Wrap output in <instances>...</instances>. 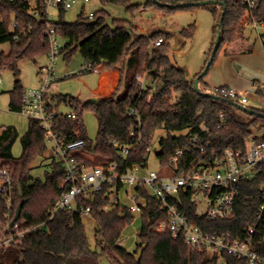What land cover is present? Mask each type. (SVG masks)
Returning a JSON list of instances; mask_svg holds the SVG:
<instances>
[{"label":"trees","instance_id":"obj_1","mask_svg":"<svg viewBox=\"0 0 264 264\" xmlns=\"http://www.w3.org/2000/svg\"><path fill=\"white\" fill-rule=\"evenodd\" d=\"M105 5L123 6L129 11L139 9L132 0H100ZM163 5L149 0L147 6L155 5L168 15L172 10L190 7L208 8L216 17L214 43L207 62L211 59L218 29L221 30L223 45L234 42L243 36L242 18L257 22L263 27L260 37L264 45V0H259L256 9L248 10L239 0H158ZM198 1L208 4L193 5ZM170 4L171 6L164 5ZM29 5L24 0H0V43L10 42L9 53H0V70L11 69L15 75L14 88L9 91V107L20 112L25 87L21 84L19 61L30 59L37 62L43 54H50L52 45L48 35L53 26L58 37L65 40L56 55L63 54L68 60L76 51L84 58V66L78 75L94 71L96 65L106 62L110 67L120 66V85L125 84V93L117 90L110 96L99 99L97 104L87 103L71 94L53 93V101L66 102L76 109L75 118L60 116L55 130L62 139L73 141L83 139L84 151L93 155V160L83 159L86 165L121 163L123 146L129 147L126 156L130 169L146 167L150 147L157 130L164 129L166 136L160 140L161 150L158 159L162 167H170V159L177 150L183 155L177 162V173H186L195 164L209 158L216 151L220 156L228 148H247L248 141L259 131L264 132V111L251 107L258 113L251 114L236 101L215 98L201 89L194 88V80H189L185 70L173 62L169 39L172 33L154 30L147 35H136L131 20L113 19L108 22L109 13L102 8L92 18L80 15L75 22L61 19L57 22L30 14ZM40 9H42L40 7ZM223 17V21L221 18ZM17 26L12 28V24ZM195 24L180 30L184 39L195 34ZM17 36V37H15ZM160 37L165 42L154 46ZM217 51V53H218ZM216 53V54H217ZM213 58V61L216 57ZM212 61V63H213ZM211 63V65H212ZM210 69V68H209ZM201 71L197 76L202 74ZM150 74L155 84L139 94L138 74ZM204 75L200 77L202 82ZM175 98V102H174ZM91 107L98 118V133L95 140L88 137L83 121V111ZM250 108V107H249ZM137 114H132V110ZM186 133L173 135L174 131ZM191 136H198L204 145L207 156L195 148ZM264 136V133H263ZM19 137L14 125L0 129V168H9L14 185L13 216L8 218L3 194H0L1 237L27 231L10 245H0V264H101L99 256H106L112 264H217L216 259L200 247L189 246L183 239L174 237L169 231H158L159 221L166 217L161 201L139 188L145 198L142 210L143 225L138 234L139 242L134 251H129L122 243L124 229L134 217L129 208L121 203L110 206L109 194L112 189L122 188L120 182L105 183L95 195L92 204V217L96 221L97 245L99 251L89 243L84 218L78 211H60L48 220L49 208L63 192L59 186L64 178L61 162L51 159V169L44 178L32 175L35 160L48 151L45 131L40 122L29 118V127L21 137L23 151L14 156L12 149ZM264 164L258 174L241 181L240 191L232 217L206 220L197 215V209L189 201V194H181V210L189 217L196 218L205 232L216 235L229 234L234 238L243 235V229L256 221L259 207L264 204ZM19 204L22 210L17 229H9L10 219H14ZM46 222V228L31 229ZM259 251L264 255V225H259ZM142 249L140 259L137 258ZM228 264H248L244 259L228 256Z\"/></svg>","mask_w":264,"mask_h":264},{"label":"built area","instance_id":"obj_2","mask_svg":"<svg viewBox=\"0 0 264 264\" xmlns=\"http://www.w3.org/2000/svg\"><path fill=\"white\" fill-rule=\"evenodd\" d=\"M24 1L29 5L30 14L36 17L44 15L47 20L52 18L49 12L50 8H55L64 13L79 2L84 4L91 2V0ZM239 2L251 10L257 8L259 0H239ZM94 13V11H90L87 17L92 18ZM241 23L244 26L258 24L257 22H249L247 15L242 18ZM16 26V23L12 24V28ZM48 35L52 45L50 54L57 56L56 53L61 45L55 29L51 25L48 28ZM164 42V38L160 37L155 41L154 46H160ZM53 65L54 61L51 60L49 65L40 67V72L45 74V78H43L41 86L25 88L20 110L27 117L40 122L45 131V140L48 150L51 151L52 159L61 162L64 169L65 175L59 184L64 190L58 200L49 208L48 220L60 211H78L83 218L94 220L91 211L96 193L101 191L105 183L120 182L122 188L114 187L109 194L110 206L115 203L126 205L133 214V221L136 217L135 214L141 215L146 206L145 198L139 194V188H143L150 195L159 199L165 208L166 217L159 221L158 231H169L174 237L183 239L189 246L205 249L210 256L216 259L217 264H228V256L244 259L248 264H264V255L258 248V234L261 231L259 225H264V204L258 209L256 221L249 223L243 229V235L237 238L229 234L216 235L205 232L197 219L187 216L179 205L181 202L180 195L186 193L189 194V201L196 206L199 217L206 220L232 217L240 193L239 184L243 180L255 177L260 166L264 164L263 135L256 133L248 141L245 152L240 148H228L223 154L216 156V151H213V155L195 164L186 173L176 172L177 162L184 153L182 149L176 151L169 161L170 167H165V171L162 173L149 170L146 174H139V169L143 168L141 166L130 169L126 160L129 153L128 146H123L120 149V154L124 158L121 163H112L107 166L103 164L88 166L83 159L93 160L94 157L83 150L85 141L83 139L66 141L55 130L56 120L60 116L75 118L77 112L74 107L66 102L52 100L53 87L58 84V79L54 76ZM137 80L140 85L139 94L149 90L155 84L154 77L148 73L138 74ZM1 83L2 79H0ZM204 90L218 98L236 101L239 105L247 107L249 104L248 89H238L229 85H215L206 87ZM62 106L67 109H63ZM132 114H137V111L133 109ZM190 140L196 149L207 156V150L204 145L199 143L198 136H191ZM13 192L14 185L9 168H0V194H3L7 201L8 218L13 216ZM125 198L130 199L131 203L123 202ZM12 220L10 219L9 229H13V227L17 229V223L12 228L10 227ZM38 228H46V222L29 230ZM25 232L27 231L1 237L0 245H10L17 237L23 236Z\"/></svg>","mask_w":264,"mask_h":264},{"label":"rangeland","instance_id":"obj_3","mask_svg":"<svg viewBox=\"0 0 264 264\" xmlns=\"http://www.w3.org/2000/svg\"><path fill=\"white\" fill-rule=\"evenodd\" d=\"M148 1L132 0V3L139 6V9L135 11H129L123 6L118 5L104 6L100 0H91L87 4L79 2L75 7L63 13V19L69 23L75 22L80 15L87 17L90 11L96 12L105 8L109 13L108 22L110 24H112L113 19L131 20L136 28V35H147L152 29L170 32L172 33L169 39L171 44L170 56L173 62L185 70L189 80H195L197 74L206 67V62L214 43L215 26L217 24L216 17L208 8L201 6L185 9L179 8L165 15V12L158 9L155 5L147 6ZM49 12L52 16L51 21L57 22L61 19L62 13L59 10L50 8ZM191 24H195L194 36L190 39L182 38L179 34L180 30L188 28ZM242 27L243 29L245 28L243 43L241 41L237 43L236 40L231 42L230 45H223L200 83L206 85L208 88L209 86L227 84L238 89H248V97L252 102L251 105L264 111V45L260 37L263 27L258 24H249L247 26L242 24ZM12 30V27H10V31ZM58 41L61 46L65 44V40L60 37H58ZM10 50V42L0 43V53H9ZM51 60L54 61V76L58 79V84L53 87L54 91L62 94L77 95L82 87V83L77 77L79 76V71L84 66V58L79 50L68 60L63 54L57 56L43 54L37 58V62L30 59L20 60L21 84L25 88L41 86L45 74L40 72V67L49 65ZM93 78L97 79L98 76L95 75ZM0 79H2V83L0 84V128L7 125H14L17 128L19 137L12 149L13 155L17 157L23 151L21 137L29 127V117L21 112L12 111L9 107V91L14 88L16 79L13 70H0ZM206 86L199 88L204 90ZM125 91L126 86L123 82L119 93L123 94ZM62 108L67 109L63 106ZM83 121L88 137L95 140L99 125L96 112L93 108L88 107L83 111ZM182 133H186V130L172 132L173 135H180ZM263 133V131H259L257 134L263 135ZM164 136H166L164 129L157 130L153 145L150 147L148 154L147 166L139 169V174H146L149 170H156L161 173L165 171L157 156L161 150L160 140ZM51 159L52 155L49 150L39 156L33 164L32 175L44 178L45 172L51 169ZM123 202L131 203V200L125 198ZM135 215V220L126 226L121 238V243L129 251L136 249L139 242L138 234L143 225L142 216ZM84 224L91 247L99 251L100 248L97 245L98 235L95 230L96 221L85 217ZM0 233L3 234L1 229ZM99 261L101 264H112L104 255L99 256Z\"/></svg>","mask_w":264,"mask_h":264},{"label":"crops","instance_id":"obj_4","mask_svg":"<svg viewBox=\"0 0 264 264\" xmlns=\"http://www.w3.org/2000/svg\"><path fill=\"white\" fill-rule=\"evenodd\" d=\"M154 30H157V29H152L149 33H151ZM244 31H245V28L243 29V37L238 39L237 43H239L240 41L243 43V40L245 39ZM142 35H145V34H142ZM237 43L235 44L237 45ZM228 45H230V43ZM119 68L120 66L110 67L107 65L106 62H102L101 64L96 66V69L94 71L79 75L77 78L81 81L82 87L79 93L74 96L79 97L81 100L85 102L87 99L92 98V97H97L99 99L108 97L117 90L118 86H119V91H120L122 83L120 85ZM95 75L98 76L97 79L93 78ZM223 85H227V84H223ZM202 86H206V85H203L199 82V87H202ZM52 91L53 93H57L54 91V89ZM251 104L252 102L250 101V98H249L248 107H253Z\"/></svg>","mask_w":264,"mask_h":264},{"label":"water","instance_id":"obj_5","mask_svg":"<svg viewBox=\"0 0 264 264\" xmlns=\"http://www.w3.org/2000/svg\"><path fill=\"white\" fill-rule=\"evenodd\" d=\"M157 4L159 5H163V3H160L158 0H154ZM210 3V1H198V2H193L191 4L193 5H203V4H208ZM164 5H168V6H171L170 4H164ZM221 21H223V17L221 18ZM220 43H221V30L218 29V35L216 36V39H215V44L213 46V51H212V56H211V59L209 60V62L206 64V67L204 68L202 74H200L199 76H197V78L194 80V88L196 89V91L200 92L201 89L199 88V80H200V77L202 75H205L210 66H211V63L213 61V58L215 56V54L217 53L218 49H219V46H220ZM215 98H218L216 96H214ZM99 102V98L97 97H92V98H89L87 99L84 103L87 104V103H92V104H97ZM236 105H239L238 103H235ZM244 110H246L247 112L251 113V114H255V113H258L259 115H263L262 112H258L257 110L253 109V108H249V107H246V106H243L242 107ZM263 189H264V186H263ZM21 210H22V204H19L18 207H17V210H16V214H15V217L14 219L11 221L10 223V227L12 228L15 223L19 220L20 218V215H21ZM142 255V249L139 251L138 253V256L137 258L140 259Z\"/></svg>","mask_w":264,"mask_h":264}]
</instances>
